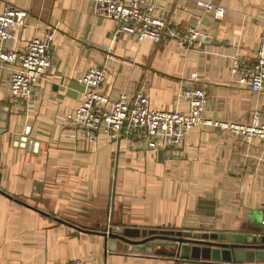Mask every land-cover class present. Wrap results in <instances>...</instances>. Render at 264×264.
<instances>
[{
    "label": "crops",
    "instance_id": "1",
    "mask_svg": "<svg viewBox=\"0 0 264 264\" xmlns=\"http://www.w3.org/2000/svg\"><path fill=\"white\" fill-rule=\"evenodd\" d=\"M128 1V0H125ZM181 28L200 26L193 49L117 33L94 0H0L28 11L4 43L24 50L54 31L52 64L25 107L10 92L14 67L0 65V264H185L171 244L135 245L104 233L131 227L186 231L185 225L238 231L264 215V142L214 125L194 127L176 147L133 136L93 142L74 126L90 69L104 68L103 92L143 90L151 108L188 112L185 89L207 94L212 122L264 125V93L233 72L235 56L254 61L264 32V0H208L226 9L203 16L199 0H149ZM1 42V39H0ZM206 264L204 260H188ZM205 263H204V262ZM230 264H264L233 260Z\"/></svg>",
    "mask_w": 264,
    "mask_h": 264
},
{
    "label": "built area",
    "instance_id": "2",
    "mask_svg": "<svg viewBox=\"0 0 264 264\" xmlns=\"http://www.w3.org/2000/svg\"><path fill=\"white\" fill-rule=\"evenodd\" d=\"M96 15L115 19L117 33L136 35L139 41H176L179 47L193 49L201 39L200 26L181 28L171 21L156 15L154 5L149 0H94ZM197 5L206 14L221 18L226 9L212 1L199 0ZM28 11L14 5H7L0 11V65H10L14 71L10 78V92L16 102L27 106L37 79L44 76L52 64L50 50L54 31L46 37H35L24 50L7 48L8 41L16 27L26 25ZM233 72L239 81L255 92L264 93V32L254 61L244 56H235ZM106 80L104 68H92L79 80L84 86L81 104L74 117V126L81 138L93 142L102 127L108 136L118 140L123 136H133L159 141L164 147H176L185 136L196 127L214 125L229 133L243 137L247 141L259 139L264 142V125L257 117L251 125L240 123L212 122L205 117L207 94L204 90L185 89L182 97L189 102L188 112L158 111L151 108L147 93L139 89L134 93L122 92L116 100L103 92ZM64 264H83L76 259Z\"/></svg>",
    "mask_w": 264,
    "mask_h": 264
},
{
    "label": "water",
    "instance_id": "3",
    "mask_svg": "<svg viewBox=\"0 0 264 264\" xmlns=\"http://www.w3.org/2000/svg\"><path fill=\"white\" fill-rule=\"evenodd\" d=\"M261 218V222L238 231H217L212 225L188 222L186 231H162L160 235L131 227L114 228L104 234L135 245V251L146 250L139 246L147 242L171 244L177 248L181 263L187 261L185 264H194L188 261L190 259L204 260L206 264L264 261V215Z\"/></svg>",
    "mask_w": 264,
    "mask_h": 264
},
{
    "label": "rangeland",
    "instance_id": "4",
    "mask_svg": "<svg viewBox=\"0 0 264 264\" xmlns=\"http://www.w3.org/2000/svg\"><path fill=\"white\" fill-rule=\"evenodd\" d=\"M136 230L139 231V232L142 231V230H140V229H138V228H136ZM153 231H155V232H153ZM153 231H152V232H153L154 234H157V235L163 234V232H162L163 230H160V231H159V230H153ZM178 231H180V230H178ZM178 231H177V232H178Z\"/></svg>",
    "mask_w": 264,
    "mask_h": 264
}]
</instances>
